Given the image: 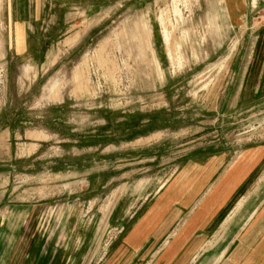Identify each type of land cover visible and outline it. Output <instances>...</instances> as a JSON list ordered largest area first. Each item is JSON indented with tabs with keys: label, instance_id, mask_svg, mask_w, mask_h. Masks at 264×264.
<instances>
[{
	"label": "rangeland",
	"instance_id": "374dc122",
	"mask_svg": "<svg viewBox=\"0 0 264 264\" xmlns=\"http://www.w3.org/2000/svg\"><path fill=\"white\" fill-rule=\"evenodd\" d=\"M242 1L232 20L226 0L48 6L41 33L52 28L54 42L34 68L11 60L0 0V244L36 208L32 222L55 239L57 264L87 249L101 264L118 255L127 228L108 217L133 172H159L177 151L218 141L232 154L227 170L264 146V106H243L238 88L264 31V0ZM147 117L152 146L173 140L156 149L162 160L132 159L130 130Z\"/></svg>",
	"mask_w": 264,
	"mask_h": 264
},
{
	"label": "crops",
	"instance_id": "0c3cea01",
	"mask_svg": "<svg viewBox=\"0 0 264 264\" xmlns=\"http://www.w3.org/2000/svg\"><path fill=\"white\" fill-rule=\"evenodd\" d=\"M92 1L5 0L13 25L11 60L42 66L54 42L52 28L41 33L45 8ZM243 3L246 7L242 0L224 2L231 20L241 18ZM255 43L238 87L243 106H264V31ZM251 91L253 97L246 99ZM151 126L148 118L130 130L132 159L162 160L156 149L171 147L173 140L152 146L157 141L147 131ZM249 152L250 157L226 170L232 159L227 146L220 141L198 143L177 151L172 164L159 172H133V184L125 187L108 217L126 232L117 241L118 255L109 250L101 264H264V146ZM39 213L29 209L26 224L8 231L9 240L0 244V264L62 263L61 254L51 250L55 239L38 235L39 225L32 222ZM86 252L76 264L96 261L89 249Z\"/></svg>",
	"mask_w": 264,
	"mask_h": 264
}]
</instances>
